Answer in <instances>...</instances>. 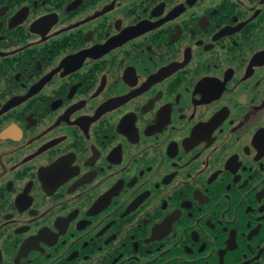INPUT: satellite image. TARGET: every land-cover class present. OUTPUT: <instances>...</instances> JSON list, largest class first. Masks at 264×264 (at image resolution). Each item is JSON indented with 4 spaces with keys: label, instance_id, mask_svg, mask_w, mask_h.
<instances>
[{
    "label": "flooded vegetation",
    "instance_id": "flooded-vegetation-1",
    "mask_svg": "<svg viewBox=\"0 0 264 264\" xmlns=\"http://www.w3.org/2000/svg\"><path fill=\"white\" fill-rule=\"evenodd\" d=\"M0 264H264V0H0Z\"/></svg>",
    "mask_w": 264,
    "mask_h": 264
}]
</instances>
